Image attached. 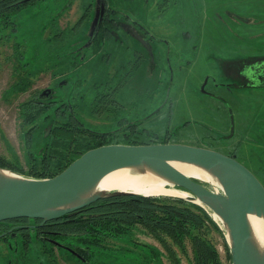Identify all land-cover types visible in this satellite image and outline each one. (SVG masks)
Returning <instances> with one entry per match:
<instances>
[{
	"label": "rangeland",
	"instance_id": "374dc122",
	"mask_svg": "<svg viewBox=\"0 0 264 264\" xmlns=\"http://www.w3.org/2000/svg\"><path fill=\"white\" fill-rule=\"evenodd\" d=\"M110 1L118 9L134 11L142 2ZM63 2L35 0L12 17L15 32L0 29V159L6 165L29 168V153L41 147L48 124L38 125L27 144L29 126L22 124L18 104L50 88V99L70 102L92 129L114 130L121 117L135 119L145 129L140 133L144 139L235 153L264 186V85H240L230 71L236 68L229 67L264 57V0H145L143 16L156 39L142 65L132 70L126 60L134 63V54L124 50L111 51L107 59L94 54L80 60L69 46L82 32V27H73L78 0L57 14ZM59 32L63 35L54 38ZM16 42L26 50L27 67L18 65ZM62 80L65 83L60 84ZM109 80L112 84L119 80L118 90L104 102L94 101L90 89ZM203 183L219 190L216 183ZM143 186L150 187L149 179ZM149 196L165 201L183 198ZM211 216L217 227L205 221L193 232L215 249L218 264H231L223 225L213 212ZM23 238H0V264H195L190 236L176 242L139 223L131 226L128 236L106 238L107 250L92 248L88 263L58 246Z\"/></svg>",
	"mask_w": 264,
	"mask_h": 264
},
{
	"label": "water",
	"instance_id": "95a60500",
	"mask_svg": "<svg viewBox=\"0 0 264 264\" xmlns=\"http://www.w3.org/2000/svg\"><path fill=\"white\" fill-rule=\"evenodd\" d=\"M63 83L65 80L60 82ZM49 94L51 89L46 88L38 97L46 98ZM230 124L232 133L231 111ZM172 162L201 168L216 180L219 190L208 188L202 180L183 173ZM119 168L151 172L168 185L185 190L188 196L184 199L211 210L223 225L231 264H264V246L258 243L249 220V215L255 214L264 221L263 184L235 155L179 142L103 144L86 150L52 177L38 178L0 167V221L25 217L41 219L43 223L99 199L142 195L99 188L102 177ZM67 249L80 257L78 252Z\"/></svg>",
	"mask_w": 264,
	"mask_h": 264
},
{
	"label": "trees",
	"instance_id": "16d2710c",
	"mask_svg": "<svg viewBox=\"0 0 264 264\" xmlns=\"http://www.w3.org/2000/svg\"><path fill=\"white\" fill-rule=\"evenodd\" d=\"M33 1L35 0H0V29L10 27L15 32L16 26L12 17ZM61 34L62 32L55 34L54 38L60 37ZM25 52L26 50L20 46V43L16 42L15 54L19 67L28 66V63L23 62ZM119 80L114 83L115 85L111 81L102 83L103 86L94 84L90 89L92 99L100 102L109 99V96L118 90L116 84ZM77 83H82V80L78 79ZM38 95L20 102L18 106L22 124L29 126L25 132L27 144L31 143L32 134L38 125L48 124L47 128L43 130L41 147L29 153L30 165L28 169L18 165H6L1 159L0 167L38 178L52 177L86 150L103 144L168 142L166 139L159 140L156 137L144 139L140 133L145 129H138L137 122L131 121L125 116L121 117L117 129H92L80 119L70 102H58L50 97L39 98ZM84 95L82 94L81 97ZM118 130L121 132H116ZM211 213L212 211L207 207L186 201L183 198L165 201L154 196L120 195L99 199L60 218L43 223L41 219L25 217L0 221V234L7 232L0 238H15L22 235L24 242L33 237L54 245L33 231L36 226H24L43 225L50 222L56 226L54 228L56 232L52 235L54 240L75 250L80 254V257L90 261L92 248L107 250L108 248L104 244L106 238L128 236L131 226L139 223L154 235L159 236L160 233H163L176 242H179L183 237L190 236L195 250L194 263L218 264L215 249L193 232L195 229H202L205 221L217 227ZM70 255L75 256L72 253ZM228 258L231 260L230 255ZM78 259L84 263L80 258Z\"/></svg>",
	"mask_w": 264,
	"mask_h": 264
},
{
	"label": "flooded vegetation",
	"instance_id": "af4514ba",
	"mask_svg": "<svg viewBox=\"0 0 264 264\" xmlns=\"http://www.w3.org/2000/svg\"><path fill=\"white\" fill-rule=\"evenodd\" d=\"M53 1L58 3V0ZM74 1L76 0H64L61 8L57 11V14H64L66 9L73 5ZM144 2L145 0H142L140 6L137 4L138 11H134L118 9L117 7L112 6L110 0H78L77 6L79 8V16L73 27H82V32L81 37L79 36L80 38L78 37L76 42L69 45L72 48L71 50L74 51V53H77L79 59L82 61L90 59L87 56H93L94 54L95 56L102 57V59L111 58V51L115 49L124 50L134 54V63H131L132 59L126 60L129 69L132 70V67L134 66H141L143 60L148 55V52L151 51L154 46L153 40L156 39V37L150 33L147 19L143 16V14H146L145 11H143V9H145L144 5L146 4V2ZM91 30L92 34L90 35ZM88 51L91 52L90 55H86V52ZM246 61H248L249 64H247ZM246 61L242 64L238 63L234 66L231 64L229 67L236 68V70L230 69L232 72V74H230L241 80L239 83L240 85L249 87L264 85L263 57L258 60L247 59ZM129 74L130 70L128 75ZM128 75L126 74V76ZM50 96L51 95L49 94V97ZM165 100L166 98L162 101V103L165 104ZM161 106L162 105L158 106V108ZM148 117L149 114L144 115L141 120ZM136 122L137 128H139V122ZM143 128L144 127L140 126L139 129ZM230 155H235V153ZM174 187L180 189L177 186ZM45 224L47 226H43ZM43 225L32 224L31 226H36L33 231L37 232L39 237L70 252L67 249L68 246L64 244L61 245L54 240V238H52V235H54L53 233L56 232L54 229L56 226L50 222L44 223ZM78 258H80L84 263H88L86 259L82 257Z\"/></svg>",
	"mask_w": 264,
	"mask_h": 264
},
{
	"label": "bare ground",
	"instance_id": "6f19581e",
	"mask_svg": "<svg viewBox=\"0 0 264 264\" xmlns=\"http://www.w3.org/2000/svg\"><path fill=\"white\" fill-rule=\"evenodd\" d=\"M173 166L183 173L196 177L208 183H216V180L201 168L187 163L172 162ZM149 179L150 187L146 189L143 186ZM101 189H120L149 195H171L186 197L188 193L185 190L175 188L166 183V181L151 172L138 173L131 168H119L113 170L102 177L99 182ZM249 220L254 235L261 246H264V221L262 217L255 214L249 215Z\"/></svg>",
	"mask_w": 264,
	"mask_h": 264
}]
</instances>
